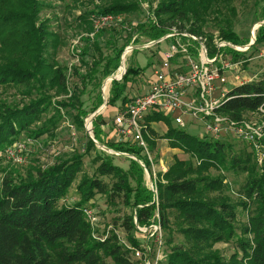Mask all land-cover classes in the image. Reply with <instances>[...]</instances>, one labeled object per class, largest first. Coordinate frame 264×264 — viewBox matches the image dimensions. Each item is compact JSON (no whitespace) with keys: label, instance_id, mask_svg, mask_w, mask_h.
Listing matches in <instances>:
<instances>
[{"label":"trees","instance_id":"obj_1","mask_svg":"<svg viewBox=\"0 0 264 264\" xmlns=\"http://www.w3.org/2000/svg\"><path fill=\"white\" fill-rule=\"evenodd\" d=\"M235 2L157 0L156 6L152 3L151 7L155 22L149 21L140 0H109L104 7L96 4L81 11L75 21L81 29L93 32V21L104 15L139 17V21L123 22L137 27L134 32L139 30L152 41L171 33L173 28L205 35L209 55L213 57L217 52L212 47L216 33L238 46L250 42L242 39L234 28ZM53 7V0H0V87L24 86L22 94L27 97L18 102L0 99V264H138L135 249H143L147 239L143 240L145 234L137 225L149 227L157 221L165 240L164 264H264V163H258L253 147L246 142L248 151L233 153L232 144L224 138L198 137L185 128L173 126L172 116L154 110L144 121L152 136L145 135L148 147L154 151L157 146L158 132L153 122H164L168 128L161 138L192 158L183 160L175 156L167 171L157 172L154 177L152 161L145 149L131 140L106 142L99 127L103 115L97 116L96 139L141 160L153 178L156 194L146 182V170L139 161L127 158L128 168L116 164V157L99 149L90 136L86 153L59 159L47 168L35 165L20 170L7 162L5 149L22 135L37 140L46 134L53 137V131L64 118L63 112L78 128H85L86 118L104 102L99 90L102 81L116 74L122 53L132 40L128 30L127 40L118 47L119 30L115 28L101 30L94 40L83 38L97 53L92 54L93 60L89 62L86 58L91 55L90 48L82 50V65L88 69L86 73L78 67L73 69L80 77V85L70 98L54 101L52 90L66 93L69 76L68 67L56 61L57 48L64 44V39L61 41L60 33L52 30L48 18H42L44 10ZM253 20H264V7L260 13L254 12ZM211 21L217 28L214 32L205 29ZM104 37L112 50L110 55L101 46ZM263 46L264 25L257 29L256 42L249 50L226 47L224 51L234 62L245 59L247 67L246 53L259 51ZM142 71L129 66L122 80L113 81L108 104L122 99L123 109L131 100L127 94L129 83ZM93 83L98 90L94 97L89 91ZM261 108L264 109V76L234 85L219 111L241 122L247 112L257 113ZM92 150L97 151L100 164L94 175L81 179L80 201L72 205L61 203ZM226 173L246 175L236 191L238 200L231 195ZM102 177H111L112 182ZM99 194L108 196L112 203L122 198L131 209L121 222L115 220L116 227L100 240L93 236L84 211L88 204L95 205L94 199ZM240 209L247 213L244 223H239ZM218 243L235 244L236 250L226 257L216 247ZM150 244L153 245L152 240Z\"/></svg>","mask_w":264,"mask_h":264},{"label":"rangeland","instance_id":"obj_2","mask_svg":"<svg viewBox=\"0 0 264 264\" xmlns=\"http://www.w3.org/2000/svg\"><path fill=\"white\" fill-rule=\"evenodd\" d=\"M54 7L51 9L44 10L42 13V18H48L51 22V28L54 32L60 33L61 41H64L62 46H58L57 48V57L56 61L61 65H65L68 67L67 74L68 78V88L67 92L63 94L56 93L55 90H52L53 95L55 96L54 101H59L61 99H68L72 96L73 90L76 86L80 85V77L74 74V67H78L81 72L86 73L87 67L82 65L81 61V53L82 50L86 47L91 50V55L87 56V60L91 62L93 60L92 54L97 53L94 49V46L91 43H87L83 40L85 37H89L94 40L96 34H98L103 28H98L96 23H92L93 32H86L84 29H81L76 22V18L81 14V11L85 9H92L94 5L98 4L100 6H106L109 4V0H66L65 2L61 0H53ZM142 4V10L147 12V17L150 21L152 16L148 15V11L151 12V7L153 3V7H155V3L157 0H140ZM256 2L258 5H256ZM237 6V16L234 17V28L237 33L241 36L242 39L250 41L251 43V35L252 29L254 25L263 22L261 20L259 22H254V12L262 11L264 7V0H247L246 2H242L241 0H236L235 2ZM253 12V14H252ZM125 19H132L133 21H139V17L129 16L126 18L125 15H121L114 19L112 23L108 26L104 27L106 30H111L113 28L118 29L116 32V44L119 47L125 43V37L128 35V32L132 34V40L130 45H143L150 43L152 40L145 35L140 33L139 30L135 31V28L132 25H126L123 22ZM143 20H140V23ZM136 23V22H135ZM206 31L214 32L217 30L216 25L213 21L210 22L209 27L205 28ZM255 29V36L256 31ZM129 30V31H128ZM93 34V36H91ZM107 37H104L101 46L106 55H110L112 50L110 47L106 45ZM91 40V41H92ZM137 40V41H136ZM174 39H166L165 41H161L152 46L148 47H136L133 51L128 53L126 52V47L124 52L122 53L125 56V64L126 69L129 66L142 68L143 71L139 76L133 78L132 82L129 83V87L127 89V94L129 97L133 98L136 95L144 94L150 90L151 82L154 77L155 71L161 68V63L164 58L165 50L170 46L171 42ZM247 44V45H248ZM125 53V55H124ZM122 57V56H121ZM228 57V56H227ZM246 57L248 58V65L244 67L245 59H241L242 64L239 67L238 71L228 70L224 73V81L219 80L216 84L218 86L217 94L220 95L221 92L228 93L234 88V85L241 83V81H257L260 80L264 76V46L259 51L247 52ZM229 59V58H228ZM232 60V59H231ZM233 61V60H232ZM234 62V61H233ZM119 71L116 72V74ZM236 75H240L241 79L237 80ZM109 77H113L109 76ZM109 77L105 78L100 86V91L103 95H105L104 86L109 80ZM124 77V76H123ZM123 79V78H122ZM120 79V80H122ZM112 82L108 87L106 98L109 101L110 99V90L112 86ZM25 90L24 86H7L0 87V99L6 101H21L27 97H25L23 91ZM89 91H91V96L94 97L97 93V88L95 84L89 85ZM86 100L89 98L88 95L84 97ZM92 99L87 101V104L90 105ZM122 108V99H118L114 104H108L105 110L102 112L103 120L99 121V127L101 128L102 137L106 142H113L120 139L119 135L115 131V123L114 119L116 115L119 113ZM64 118L59 123V126L53 132L55 135L52 137L51 135H44L39 140L41 142L40 145L33 146L31 151L27 152V163L26 164H15L9 162L11 166L19 168L20 170H25L30 166H41L42 168H47L57 162L59 159L70 157L73 154H83L87 152V143L88 137L90 136V131L87 128V120L90 118V115L85 120V128H78L74 125L69 117H67L66 113H62ZM47 118V117H45ZM186 127H184L189 133L196 135L198 137H212L205 129V126L202 121H193L190 116H184ZM243 123H254V124H264V113H252L247 112L244 115ZM155 125H152L154 129L158 132V137H156V148L155 150H151L148 147L150 155L152 158V168L154 172V177H156V173L160 171H167L168 166L174 161L175 156L179 157L183 160H189L191 158L190 154L186 153L182 149L172 150L170 146V142L168 139L161 138L162 135L165 134L167 130V125L164 122H153ZM173 126H179L174 120L172 121ZM92 134L95 137V126L94 121L92 123ZM145 135L150 136L149 130L145 131ZM224 136V133L222 134ZM27 138L26 135H22L19 140H25ZM96 138V137H95ZM213 138V137H212ZM226 141L230 142L233 146V153H238L242 151H248L249 148L246 143L240 141L236 137L230 134L228 137H222ZM146 139V138H145ZM18 140V141H19ZM147 141V140H146ZM264 147V140L262 143ZM100 149V148H99ZM102 150V149H101ZM114 150V149H113ZM254 150V149H253ZM119 152V151H117ZM255 156L257 157V152L254 150ZM108 153V152H107ZM97 151L92 150L85 158H84V166L83 171L78 175V178L73 183L68 195L62 200L61 203H65L68 205H72L81 199V195L79 194L78 185L81 179L84 176H92L96 173V170L100 164V161L97 158ZM115 163L128 168L129 161L127 155H118L115 156ZM97 159V160H95ZM192 159V158H191ZM258 160V159H257ZM8 162V161H7ZM259 164H263L259 162ZM222 172V171H221ZM213 173H218L213 170ZM224 173V172H222ZM227 174V183L230 187V192L233 199L238 200L237 192L240 185L244 182L246 175L240 174L235 175L233 173ZM106 182L111 183V177H102ZM151 179L153 180L152 176ZM150 176L146 173V182L150 185ZM154 183V182H153ZM156 188V186H155ZM156 194V193H155ZM95 205L90 206L87 205L88 208H91L97 215L98 222L96 224V232L107 233L108 230H112L115 228V220L122 221L123 217L130 213L131 209L124 205L122 198H117V200L112 203L108 200V196L106 195H97L94 199ZM239 223H244L247 221V213L242 209L239 210ZM120 236L124 238V232L121 228L118 229ZM142 237V236H141ZM145 237V238H144ZM147 236H143V240L145 241ZM166 239V235H165ZM154 242V241H153ZM217 248L221 249L223 254L226 257H229L236 249L235 244H226V243H218L216 245ZM166 249V247H165ZM167 257V256H166ZM167 259V258H165ZM163 261V259H162ZM166 261L164 260L163 263ZM139 264V263H138Z\"/></svg>","mask_w":264,"mask_h":264},{"label":"built area","instance_id":"obj_3","mask_svg":"<svg viewBox=\"0 0 264 264\" xmlns=\"http://www.w3.org/2000/svg\"><path fill=\"white\" fill-rule=\"evenodd\" d=\"M148 15L152 16L151 20L156 22L154 13L151 14L148 11ZM116 18L113 15H104L96 19L94 23L98 28L104 29ZM167 35L174 41L163 54L161 68L155 71L150 90L131 98L114 119L115 131L120 137L118 140H131L143 147L148 156L152 158L148 149V142L145 139L147 124L144 121L147 115L157 110L172 116L173 120L182 128L186 127L184 116H190L193 121H202L206 131L216 139L232 134L240 141L253 147L257 152L258 161L262 162L264 160V147L262 146L264 124L243 123L244 120L241 122L233 121L219 111L226 92H221L218 95L216 83L219 80L224 81L225 76L223 75L226 71H238L242 64L241 60L233 62L231 55L224 50L226 47H231L243 51L242 48L223 40L216 33L213 37L212 47L217 52L212 57L209 55L208 37L205 35H194L188 31L179 32L176 28H173L172 32ZM131 46L133 44L127 48ZM123 58L125 63L126 57L123 56ZM118 71L121 75L123 74L121 70L118 69ZM118 73L114 74L113 77L120 76ZM236 79L240 80V75H236ZM245 82L241 81V83ZM257 113H264V109L261 108V111ZM223 133L224 136H222ZM36 145L41 146L40 140L26 138L16 141L5 149V159L15 164H26L27 152ZM149 187L154 193H157V189L151 181ZM84 211L92 226L93 236L99 240L106 238L110 230L104 233V236L97 234L95 230L98 222L96 213L88 207ZM137 227L147 236V243L143 249H135V257L138 259V263L164 264L163 261H166L165 258L167 257L160 223L157 221L149 227L139 225ZM151 240L153 245L150 244Z\"/></svg>","mask_w":264,"mask_h":264},{"label":"water","instance_id":"obj_4","mask_svg":"<svg viewBox=\"0 0 264 264\" xmlns=\"http://www.w3.org/2000/svg\"><path fill=\"white\" fill-rule=\"evenodd\" d=\"M262 25H264L263 22H259V23H257V24L254 25V28L252 29V35H251L252 37H251V43H250V44H248V45H244V46H238V45H236V46L239 47V48H242L241 50H243V51H247V50H249L250 48H252V46H253V45L255 44V42H256L255 29H256V28H259V27L262 26ZM167 38H168V35H166V36H164V37H162V38H160V39H158V40H154V41H152V42H150V43H147V44H143V45H133V46H131L130 48H126V52H125V53H127V51H130V50L133 51L136 47H148V46H152V45H154V44H156V43H159V42H161V41H163V40H165V39H167ZM125 53H124V55H125ZM122 68H123V69H122ZM119 70H122V72H123L124 75H123V74L120 75V78H118V76H117V77H116V76H114V77H109L110 80H111V82H112V81H118V80L122 79L123 76H125V74H126V72H127V69H126V66H125V63H124L123 55H122V57H121V62H120ZM103 100H104L103 104H102V105H101V106H100V107H99L94 113H92V114L90 115V118H88V120H87V128H88V130L90 131V137L95 141V143H96V145H97L98 148L102 149L103 151L108 152L109 154H111V155H113V156L127 155V156H129V157H131V158H133V159L139 161V163H141V165L144 167V169L146 170V173H148V175L150 176V179H151V175L149 174V172H148L146 166L143 164V162H142L141 160H139L137 157H135V156H133V155H130V154H127V153H123V152H117V151H115V150H113V149L107 147L105 144L99 142V141L94 137V135L92 134V133H93V132H92V123H93L94 119H95L97 116H99L100 114H102V112H103V111L105 110V108L108 106V100H107V98H106L105 95H103ZM113 151H114V152H113ZM150 181H151V183H152V185H153V180L151 179Z\"/></svg>","mask_w":264,"mask_h":264},{"label":"bare ground","instance_id":"obj_5","mask_svg":"<svg viewBox=\"0 0 264 264\" xmlns=\"http://www.w3.org/2000/svg\"><path fill=\"white\" fill-rule=\"evenodd\" d=\"M123 69V68H122ZM122 71V70H121ZM118 74H120V73H118ZM121 75V74H120ZM118 78H120V76H118ZM110 82H111V80H110V78H109V80L107 81V83L105 84V86H104V91H105V96H107L106 95V93H107V90H108V87H109V85H110ZM114 152V151H113Z\"/></svg>","mask_w":264,"mask_h":264},{"label":"crops","instance_id":"obj_6","mask_svg":"<svg viewBox=\"0 0 264 264\" xmlns=\"http://www.w3.org/2000/svg\"><path fill=\"white\" fill-rule=\"evenodd\" d=\"M152 125H155V123H153ZM172 150H176V149L172 148Z\"/></svg>","mask_w":264,"mask_h":264}]
</instances>
